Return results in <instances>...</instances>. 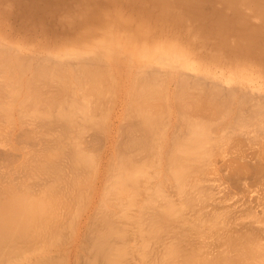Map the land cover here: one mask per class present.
I'll return each instance as SVG.
<instances>
[{
	"label": "bare ground",
	"instance_id": "bare-ground-1",
	"mask_svg": "<svg viewBox=\"0 0 264 264\" xmlns=\"http://www.w3.org/2000/svg\"><path fill=\"white\" fill-rule=\"evenodd\" d=\"M12 108L34 145L0 176V258L87 192L84 264L137 236L152 264H264V0H0L7 127Z\"/></svg>",
	"mask_w": 264,
	"mask_h": 264
},
{
	"label": "rangeland",
	"instance_id": "rangeland-1",
	"mask_svg": "<svg viewBox=\"0 0 264 264\" xmlns=\"http://www.w3.org/2000/svg\"><path fill=\"white\" fill-rule=\"evenodd\" d=\"M12 109H13V108H12ZM17 109H19V108H17ZM12 111H13V112H12V115H11V116H13V117L15 116V117L12 119V122H11V123H13V122L16 121V122L13 124V125H14V126H13V127H14V130L12 129V130H13L12 133H10L11 131L9 132V130H11V128H13V127H12V124L10 125V123L8 122L9 125H10L11 127H9V125H8V127H7V126H6V122H5V124H4V122H3V121H5V120L0 121V122H3V124H4V126H3L2 123H1L2 127H1V125H0V133H4V134H1V135H0V140H1V141H0V164H1V165H0V173H1L0 176H2V172L5 171V169L7 170V169H9V168H14V165H15V164L17 165V163H19V161H21V155H20L19 153H22V154H23L24 152H23V151H20V148H22L21 150L25 149L24 151L27 152V151H29L28 149L30 148V146L33 148V145H34V144H32V143H34V142H33V141L31 142L32 139H29L30 137L28 136V135L32 134V132H31L30 134H28V132H27L28 135L24 136L26 133L23 132V133H24V135H23V133H22L21 131H19V127H21L22 125H23L24 128L27 126L26 129H27L28 127H30L29 129H32L33 127H32V125H30V124H33L32 122H33L34 117H31V116H30L31 118H33L32 121L30 120V119H31L30 117H29V119H28L29 121H28V120H26V121L24 120L26 124H29V125H30V126H29V125H26L25 123H24V124L19 123L20 118H21V121H23V120H22V117H19V121H18L17 118H18V116H20V114H19V115L17 114V112L19 113V111H18V110L16 111V108H15V110L13 109ZM14 111H15L16 113H15ZM14 113H15V114H14ZM13 114H14V115H13ZM17 115H18V116H17ZM11 116H10V118H11ZM10 118H9V120L11 121ZM23 118H24V117H23ZM25 118H27V117H25ZM14 119H15V121H14ZM27 122H28V123H27ZM29 122H30V123H29ZM8 123H7V124H8ZM18 123H19V124H18ZM20 124H22V125H20ZM2 128H3V129H2ZM26 129L23 130V131H26ZM1 130H3V132H2ZM6 130H7V132H6ZM18 131H19V133H18ZM27 131H28V129H27ZM33 131H34V129H33ZM20 132L22 133V138H24V137L26 138V139H25V138L23 139L24 141L22 140V138L20 139V137H18L19 134H20L19 136H21V133H20ZM29 132H30V131H29ZM7 133H10V134H8V136H7ZM17 133H18V134H17ZM13 134H15V135H13ZM16 134H17V135H16ZM2 135H3V136H2ZM4 136H6V137H4ZM23 136H24V137H23ZM2 137H3V138H2ZM27 137H28V139H27ZM31 137H32V135H31ZM33 137H34V136H33ZM17 138H18V139H17ZM12 139H13V140H12ZM16 140H17V141H16ZM20 140H22L21 143L18 142V141H20ZM33 140H35V139L33 138ZM14 141H15V142H14ZM26 141H27V142L29 141V142L26 143ZM3 142H4V143H3ZM24 142L26 143V145H25ZM16 143H17V144H16ZM22 143H24V144H22ZM29 144H30V145H29ZM31 144H32V145H31ZM19 145H20V146H19ZM24 145H25L26 148L24 147ZM27 146H28V147H27ZM16 147H17V148H16ZM18 149H19V150H18ZM30 149H31V148H30ZM17 150H18V151H17ZM4 153H5V155H4ZM6 153H7L8 155H7ZM12 153H13V154H12ZM2 154H3V155H2ZM9 155H11L10 158H8ZM12 155H13V156H12ZM16 155H17V156H16ZM2 156H3V157H2ZM18 156H19V157H18ZM7 158H8V159H7ZM15 158H16V160H15ZM17 158H18V159H17ZM5 159H7V160H5ZM11 159H13L14 162H11V163H10V160H11ZM13 160H12V161H13ZM5 161H6V162H5ZM8 161H9V162H8ZM1 162H3V164H2ZM5 163H7V164L9 163L8 165H9L10 167L8 168V165L5 164ZM10 164H12V165H10ZM2 165H3V166H2ZM6 165H7V168L5 167ZM11 166H12V167H11ZM4 167H5V169H3ZM10 170L13 171L12 169H10ZM30 173H31V171H30ZM85 175H86V174H85ZM1 178H2V177H0V179H1ZM83 178H84V177H83ZM3 179H5V178H3ZM3 179H1V181H3ZM31 180H32V179H31ZM31 180H30V182H31ZM1 181H0V182H1ZM27 181H29V180H27ZM86 181H87V178H86ZM3 182H4V181H3ZM3 182H2V183H3ZM84 182H85V181H84ZM26 183H27V182H26ZM28 183H29V182H28ZM31 183H32V182H31ZM86 183H87V182H86ZM86 183H85V184H86ZM4 184L6 185V183H4ZM0 185H1V188H2V187H3V184L0 183ZM29 185H32V184H28V187H29ZM26 186H27V184H26ZM86 187H88V186H85L84 188H86ZM31 188H32V186L29 187L28 190L31 189ZM25 189H27V187H26ZM25 189H24V190H25ZM28 190H26V192H27ZM32 190H33V188L31 189V191L28 192L29 195H30V192H32ZM86 191H88L87 188H86ZM22 192H23V191H22ZM22 192H21V194H23V196H27V195H25L26 192H25V193H24V192L22 193ZM28 193H26V194H28ZM85 194H87V192H84V193H83V196H84ZM83 196H82L81 199L79 200V204H78V202L75 204L76 200H75V202L72 201V200H70V201L74 202V203H72V202L69 203V204H72V206L69 205V208H68V207H67V208H63V210H62V208H58V207H59L58 203H57V204L55 203V204L57 205V207H56V205H55V206H52V207H49V206H50V205H49L48 207H49L50 209H49V208H46L47 210H46L45 213L47 214V216H50V212H54V214H51V216H52V215H55V212H56V213L58 212V215H59V212H61V211H65L64 209H68V211H66L65 213L68 212V215H69V216H68V215H67V216H68L69 218L72 219V220H70L71 222L68 223L69 226H67V224H66L67 222L64 223L65 221L68 220V218H67V220L64 219L65 221L61 220V222L63 221V223H64L65 225H63V224L60 225V224H59L60 228H61V226L63 225V227H64V228L62 227L63 229H62V228L60 229L59 226H58V228L55 226L56 224L58 225V223H59L60 220H57V223H56V224H55V222H52V223H51L52 218H50L51 221L49 220V221H50L49 223L52 224V225H51V226H52L51 228H54L53 226H55L54 230H56V229L59 230V231L57 230V231H58V232H57V231H54V230L52 229V230H53V231H51L52 234L54 235V232H57V234H63V233H64V234L66 235V236L64 235V238H63L64 240H63L62 237H61V236H63V235H59V238H58V235L56 236L57 238H56V237L54 238V237H52V235H50V233H51V232L49 231V230H51L50 225H49V227H47V228L44 226V228H46L47 230H48V228H49V230L46 231V232H45V231H42V232H41L42 235H41V234L39 233L40 231L38 232V230H40V229L42 230V228H40V227L38 228V226H39V224H40V223H39V224H37V229H38V230H34V228L36 229V226H35V225H34V228L32 227L33 229L31 228L32 230L36 231L37 233H39V234L41 235V238H39L38 240L36 239V243L33 242V244H30V246H28V247H31V248L34 246V247L32 248L33 250H31V249H29V248H28L29 251H28L27 249H24L25 246L27 247V245H28V241H27V243H26L27 245L25 244V246H21L22 248H23V247H24V248H23V249L21 248L22 250H21V249L19 250L20 252H21V251H23V252L25 251L24 253L22 252L23 254H22V253L19 254V251H17L16 249H14V250H16L17 252H16V251H15V252H14V251H11V249H12V248H11V249H10L11 253H9V252H8V253H5L6 255L3 253L4 256H3L2 258H0V259H1L0 264H29V262H31V260H36V261L38 262L39 260H37V258L43 257V258L45 259V256H46V257L48 256V258H49L50 256H52V257L55 256L56 258L58 257L59 259H62V258H63L62 261L59 260L62 264L64 263V262H63L64 258H65L64 261H66L65 264H81V262H83V264H84V261H85L84 258H88V259H89V257H91L90 259H93L92 256H89L90 254H86V253H84L85 251L88 253L87 248H88L89 245H90V239H89V238H90V236H91V233H90V236L88 235L89 238L86 236L87 234L85 235V233H84V236H86V239H85V237H83V234H82V233H81L82 235L80 234L81 237H80V235L78 236V235L76 234L77 231H78V229H79V227H80L81 225H83V222L86 220V219H85L86 216L89 214V213L87 214V212H86V211H87V208H86V207L88 206V201L86 200V199H87V198H86L87 195H85L84 198H83ZM50 198H51V196H50ZM64 200H65V202H67V201L70 202V201L67 200V199H64ZM66 200H67V201H66ZM81 200H82V201L85 200L84 203H82ZM86 201H87V202H86ZM68 202H67V205H66V206H68ZM50 203H51V205H53V204H52V201H50ZM53 203H54V202H53ZM80 203H81V205H80ZM86 203H87V204H86ZM83 204H84L85 206H83ZM46 205H47V204H45L44 208L47 207ZM86 205H87V206H86ZM82 206H83V207H82ZM53 207H54V208H53ZM60 207H61V206H60ZM71 207H73V208H71ZM78 207H80V208H78ZM70 208H71V210H70ZM84 208H85V209H84ZM58 209H61V211H59ZM83 209H84V210H83ZM50 210H51V211H50ZM54 210H55V211H54ZM253 210H254V209H253ZM255 210H260V209H259V208H258V209L256 208ZM42 211H43V210H42ZM44 211H45V210H44ZM70 211H71V212H70ZM81 211H82V212H81ZM84 211L86 212L85 214H84ZM45 213H44V216H42V217H45V216H46ZM65 213L62 212L61 215H64ZM74 214H75V215H74ZM81 214H82V215H81ZM42 215H43V214H42ZM65 215H66V214H65ZM65 215H64V218L66 217ZM47 216H46V217H47ZM82 216H83L84 218H83ZM58 217H59V216H58ZM62 217H63V216H62ZM62 217H61L60 219H63ZM58 219H59V218H58ZM74 219H75V220H74ZM83 219H84V221H83ZM42 220H43V219H42ZM46 221H48V218H46ZM54 221H56V220L54 219ZM73 221H74V223H73ZM75 221H77L78 223H76ZM79 221H80V222H79ZM94 221H95V219L93 220V223H92V222H90V220H89V223L87 222L86 225H88V227H89V224H92V225H93V224L96 223V225L98 226V224H97V220H96L95 222H94ZM226 221H227V220H226ZM226 221H225V222H226ZM42 222H45V219H44V221H42ZM42 222H41V223H42ZM61 222H60V223H61ZM68 222H69V221H68ZM220 222H221V221H220ZM223 222H224V221H223ZM223 222L218 223V224L221 226V225H223V224L225 223V222H224V223H223ZM47 223H48V222H47ZM47 223H45V224H47ZM53 223H54V224H53ZM72 224H74L76 227H75L74 225H72ZM79 224H80V225H79ZM216 224H217V223H215V224L213 225V227H216V226H215ZM218 224H217V225H218ZM40 225H42V224H40ZM47 225H48V224H47ZM90 226H91V225H90ZM93 226H94V225H93ZM93 226H91V227L88 229V232L90 231V229H91V230L94 229ZM28 227H29V226H28ZM41 227H43V226H41ZM71 227H72V228H71ZM73 227H74V229H73ZM92 227H93V228H92ZM204 227H207V225L204 226ZM217 227H219V226H217ZM217 227H216V228H217ZM29 228H30V227H29ZM44 228H43V229H44ZM200 228H201V227H200ZM76 229H77V230H76ZM201 229H204L203 226H202ZM44 230H45V229H44ZM60 230H61V231L63 230V231H62L61 233H59ZM71 230H72V231H71ZM73 230H74V231H73ZM75 230H76V232H75ZM36 232H32V231H30V229H29V231L27 232V233H29V234H27L26 237H28V236L30 235V233H36ZM44 232H45V233H44ZM71 232H72V233L74 232L73 235L71 234ZM37 233H36V234H37ZM129 233H130V232H129ZM39 234H38V235H39ZM55 234H56V233H55ZM130 234H131V233H130ZM33 235H34V234H33ZM33 235L31 234L30 236H33ZM38 235H37V236H38ZM40 235H39L38 237H40ZM43 235H44V236H43ZM46 235H47V236H46ZM48 235H49V236H48ZM70 235H71L72 238L70 237ZM126 235H127L126 237H125V235H124L125 238H128V236H129V238H131V236L128 234V232L126 233ZM37 236L34 235V237H36V238H37ZM54 236H55V235H54ZM74 236H76V237H74ZM208 236H209V235H206V237L204 236V238L206 239V238H208ZM26 237H25V239H26ZM68 237H69V238H68ZM137 237H138V236H137ZM137 237H136V239H135V238L133 239V240H134V243L137 241V243L134 244L133 247H131V244H133V242H132L133 240H130V239H129L128 242H129V241H130V242H129V243H126L127 240H126L125 238H124L125 241L122 239V240H123V241L121 240L122 242H119V243L115 244L116 249H117V246H116V245H120V249H121V246H122V245L124 246L125 243L128 244V245L130 244V248H132V249H131V252L128 251L127 253H130L132 256H133V253H134V256L132 257L131 255L128 254V257L130 256V257L128 258L127 255H126L127 253L125 254V253L123 252V254H122L123 256H122V257H125V259H123L122 261H123V262H124V261H125V262L129 261L128 263L131 262L130 264H146V263H145V260H146V262H147L148 264H152L151 261H152L153 258H154V256H152V254H155L153 251H155L157 245H159V244H157V243L155 242V240H153L152 238H151V239H152L151 242H150V241L148 242V240H146V238H147L146 236L142 237V238H144V239L140 238V236H139L140 239H142V240H146V241H147V242H145V241L143 242V243H147V244H143V243H142L143 246H144V245L148 246V250H147V251H149V250L151 251V248L153 249V247L155 248V249H153V250L151 251V255H150V254H149V255L147 254V258H148V260H147V259H145V258H146V253H147V252H146V253H142V252L146 251V250H144V249H147V248H146L145 246H144V247H145V248H144V247L141 245V242H140V239H139V238H138V240H139V242H138ZM209 237H210V236H209ZM30 238L32 239V237H30ZM30 238H28V239H26V240H29ZM60 238H61L62 240H60ZM74 238H76V239H74ZM80 238H81V239H84V241H82ZM25 239H24V240H25ZM33 239H34V238H33ZM40 239H41V240H40ZM52 239H53V240H52ZM88 239H89V240H88ZM131 239H132V238H131ZM147 239H150V238H147ZM193 239H195V238H193ZM201 239H203V238H199V239H195V240H196V241L199 240V242H200V241H202ZM205 239H204V242L207 241V239H206V240H205ZM212 239H213V238H211V240H212ZM24 240H23V241H24ZM72 240H74V241H72ZM142 240H141V241H142ZM209 240H210V238H209ZM209 240H208V242H209ZM32 241H33V240H32ZM32 241L29 240L30 243H31ZM48 241H49V242H48ZM51 241H53V243H51ZM78 241H79V242H78ZM115 241H119V240H115ZM152 241H154V242H153L154 244H152ZM82 242H83V243H82ZM197 242H198V241H197ZM208 242H207V243H208ZM211 242H212V241H211ZM20 243H21V244L23 243V245H24L25 241H24V242H20ZM20 243H19V244H20ZM43 243H44V244H43ZM49 243H50V244H49ZM61 243H62V244H61ZM68 243H69V245H68ZM72 243H73V244H72ZM74 243H75V244H74ZM77 243L79 244V246H77ZM122 243H124V244H122ZM138 243H139V244H138ZM150 243L153 245V247L151 246ZM155 243H156V245H155ZM35 244H36V245H35ZM46 244H47V246H45ZM66 244H67L68 246H67ZM70 244H71V245H70ZM137 244H138V245H137ZM149 244H150V245H149ZM31 245H32V246H31ZM75 245H76V247H75ZM80 245H81V246H80ZM128 245H126V246H128ZM136 245H137V246H136ZM140 245L144 248V249L141 248V249H143V251H141L142 256H141V253H140V250H141V249L139 250V248H140L139 246H140ZM205 245H206V244H205ZM40 246H41V247H40ZM43 246H44V247H43ZM65 246H67V247H65ZM123 246H122V247H123ZM155 246H156V247H155ZM37 247H38V248H37ZM70 247H71V248H70ZM86 247H87V248H86ZM135 247L138 248V253H140V255L137 254V250L135 249ZM34 248H36V249L34 250ZM68 248H69L70 250H69ZM74 248H76V249H74ZM84 248H85V249H84ZM125 248H128V249L130 250L129 247H125ZM149 248H150V249H149ZM4 249H5V248H4ZM90 249H92V247H90ZM116 249H115V250H116ZM26 250H27V251H26ZM30 250H31V251H30ZM65 250H66V251H65ZM81 250H82V251H81ZM88 250H89V249H88ZM115 250H114V251H115ZM122 250H124V249L122 248ZM132 250H134V251L136 250V251L133 252ZM38 251H39V252H38ZM67 251H68V252H67ZM124 251H126V250H124ZM12 252H13V253H12ZM29 252H30V253H29ZM70 252H71V254H70ZM74 252H76V253H74ZM91 252H93V250H92ZM91 252H90V253H91ZM115 252H116V251H115ZM115 252H114V254H112L113 257H114V255H115ZM132 252H133V253H132ZM17 253H18V255H16ZM33 253H34V254H33ZM112 253H113V252H112ZM117 253H120V252H117ZM121 253H122V252H121ZM8 254H9V255H8ZM13 254H15V256H14ZM54 254H55V255H54ZM92 254H93V253H91V255H92ZM124 254H125V256H124ZM135 254H136V255H135ZM11 255H12V256H11ZM31 255H33V256H31ZM57 255H58V256H57ZM72 255H73V256H72ZM83 255H85V256L87 255V256H86V257L84 256V258H83ZM28 256H29V257H28ZM60 256H61V258H60ZM88 256H89V257H88ZM115 256H116V255H115ZM136 256H138L139 258L136 257ZM143 256H144V257H143ZM151 256H152V258H150ZM5 257H7V258H6V259H3V258H5ZM9 257H10V258H9ZM24 257H26V258H24ZM131 257H132V258H131ZM142 257H143V258H142ZM22 258H23V259H22ZM31 258H32V259H31ZM120 258H121V257H120ZM127 258H128L129 260H127ZM130 258H131V259H130ZM149 258L151 259V260H150L151 263H149ZM2 259H3V260H6V261H3ZM24 259H25V260H24ZM40 259H42V258H40ZM44 259H43V261H44ZM49 259L52 260L51 257H50ZM53 259H55V258H53ZM83 259H84V260H83ZM88 259H87V261L90 260V259H89V260H88ZM143 259H144V260H143ZM46 260H47V259H46ZM93 260H94V259H93ZM93 260H90V261L93 262ZM36 261H34V262H36ZM41 261H42V260H41ZM52 261H53V260H52ZM55 261H58V260H55ZM74 261H75V262H74ZM90 261H89V262H90ZM77 262H78V263H77ZM125 262H124V264H125ZM85 263H86V262H85ZM87 263H88V262H87ZM87 263H86V264H87ZM128 263H127V264H128ZM31 264H32V262H31ZM34 264H35V263H34ZM58 264H60V263H58Z\"/></svg>",
	"mask_w": 264,
	"mask_h": 264
}]
</instances>
